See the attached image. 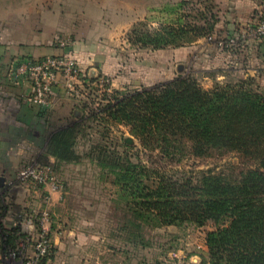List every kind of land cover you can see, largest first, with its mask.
<instances>
[{"label":"trees","instance_id":"trees-1","mask_svg":"<svg viewBox=\"0 0 264 264\" xmlns=\"http://www.w3.org/2000/svg\"><path fill=\"white\" fill-rule=\"evenodd\" d=\"M191 3L179 0L164 10H175L177 18L183 5ZM213 3L203 0L206 9ZM214 13H208L211 21L204 17L202 26L178 20L152 31L134 30L130 39L138 47L152 49L192 44L216 33L219 19ZM109 97L106 106L88 117L104 113L110 125L127 127L132 138L121 139L127 148L134 147V138L143 150L167 164L233 157L219 169L169 173L133 161L129 151L105 150L100 143L98 163L108 167L137 217L153 227L212 223L214 228L205 238L207 253L198 264H264V92L254 78L217 80L204 88L197 78L181 71L169 81L112 91ZM73 115L78 120H67L50 131L43 148L46 161L73 155L77 129L88 120L79 112ZM7 198L0 180V264L25 237L19 224H5L10 209Z\"/></svg>","mask_w":264,"mask_h":264},{"label":"rangeland","instance_id":"rangeland-1","mask_svg":"<svg viewBox=\"0 0 264 264\" xmlns=\"http://www.w3.org/2000/svg\"><path fill=\"white\" fill-rule=\"evenodd\" d=\"M191 1V4L183 5L177 18L175 10H162L161 16L151 10L144 19L137 18L118 40L87 42L88 45L102 50L104 56L94 57L93 66H89L94 67V71L88 73L72 91L66 93L63 104L56 108L55 123L50 126L51 131L55 126L67 123V120H78L73 115L75 111L88 118L77 129L73 155L65 160L48 157L46 161L43 148L50 136V131L46 130L39 136L38 147L27 141L22 143L21 152L16 154L11 169H0V175L3 177L0 180L5 185L11 210L7 217L19 224L25 234L24 239L17 243L16 249L4 257L3 264H20L24 255H28L32 249L31 244L41 229L37 219L43 211L48 213L47 227L64 231L66 244L74 251V256L87 259L89 264H198L201 256L206 255V233L214 228L213 224L208 223L202 227L193 224L153 227L143 223L127 203V199L120 194L108 167L99 165L97 146L101 143L108 151H129L133 153V161L140 160L169 173L219 169L226 162L233 160V157L221 160L185 159L178 164H167L159 156L143 150L134 138L133 148L123 146L122 138H132L128 128L123 125H110L104 120V113L97 117H88L108 104L112 91L127 92L126 90H130L128 86L136 81L154 82V79H148L139 73L156 72L163 79L162 82H166L173 74L174 77L177 76L178 67H182L185 74L197 78L204 88H210L217 80L234 82L249 75L264 92V67L261 72L247 75L245 71L240 70L246 60L250 64L249 58L243 62L237 59L228 61L224 59L226 57L214 53L212 59L206 54L208 52L203 49L202 43L194 52L193 58L192 55L186 56L176 50L190 44L152 49L138 47L132 43L130 36L134 30L152 31L161 26H171L170 24L178 20H181L179 24L202 26L204 17L211 21L209 12L218 14L219 4L216 0L209 10L204 8L203 0ZM225 5L221 6L223 10ZM222 30L216 35L222 33ZM189 36L191 34L187 35ZM207 39V36H203L197 41ZM207 65L209 67H206ZM220 68L224 69L221 73L218 72ZM138 75L145 79H140ZM121 87L124 89H120ZM33 164H47L52 167L57 186L55 192L62 199L60 204L57 203L54 207L50 205L49 186L25 183L18 178L17 174L21 168ZM30 200H35V203L31 204ZM26 214L31 222L21 217ZM27 224L33 226L30 231L25 226Z\"/></svg>","mask_w":264,"mask_h":264},{"label":"crops","instance_id":"crops-1","mask_svg":"<svg viewBox=\"0 0 264 264\" xmlns=\"http://www.w3.org/2000/svg\"><path fill=\"white\" fill-rule=\"evenodd\" d=\"M216 1L219 4L216 33L223 29V32L235 35L239 45L232 49L220 48L207 39L176 50L186 56L192 55L193 58L194 52L202 43L209 58L213 59L214 53L226 57L224 59L228 61L237 59L243 62L249 58L250 64L246 60L240 70L245 71L246 75L261 72L264 67V49L252 35L250 23L259 10H264V0ZM177 2L178 0H0V169H11L16 156L21 152L22 143L27 141L35 147L39 146V136L46 130L50 131V126L55 123L56 108L63 104L66 97L63 86L58 84L54 88L56 96L49 106L29 102V82L15 81L10 75L14 62L26 57L60 54L62 50L53 43L54 38L60 36L68 38L69 50L82 71L88 74L94 70V67H89L93 66L94 57H103L104 53L87 42L116 41L137 18L144 19L151 10L161 16L162 10ZM224 4L223 10L221 6ZM183 70L178 67L177 72ZM139 74L154 79V82L136 81L128 89L153 86L163 80L156 72ZM174 76L175 74L168 79ZM138 77L145 79L139 75ZM1 178L3 177L0 175ZM49 189L51 197L48 200L54 207L62 199L55 190ZM30 202L33 204L35 200ZM10 211L9 209L8 213ZM21 217L31 222L27 214ZM5 224L12 226L15 222L7 217ZM25 226L29 231L33 227L30 224ZM49 236L53 250L44 264H89L87 259L74 256V251L66 244L64 231L50 227ZM31 251L32 249L28 254Z\"/></svg>","mask_w":264,"mask_h":264},{"label":"built area","instance_id":"built-area-1","mask_svg":"<svg viewBox=\"0 0 264 264\" xmlns=\"http://www.w3.org/2000/svg\"><path fill=\"white\" fill-rule=\"evenodd\" d=\"M253 18L250 23L251 33L264 49V10H259ZM208 40H212L220 48L232 49L239 45L238 38L227 32L213 35ZM53 43L62 50L60 54L26 57L17 60L10 72L15 81L29 82L31 92L27 100L33 104L49 106L56 96L55 86L61 84L65 93H69L87 75L82 71L77 59L69 50L68 38L56 36ZM17 175L22 182L45 185L56 190L53 170L49 165L33 164L26 166L21 168ZM37 221L41 225V229L31 244V253L24 255L20 264H39L52 252V243L48 236L49 227H47L48 213L43 211Z\"/></svg>","mask_w":264,"mask_h":264},{"label":"water","instance_id":"water-1","mask_svg":"<svg viewBox=\"0 0 264 264\" xmlns=\"http://www.w3.org/2000/svg\"><path fill=\"white\" fill-rule=\"evenodd\" d=\"M94 71V70H93ZM90 73H92V72H90Z\"/></svg>","mask_w":264,"mask_h":264}]
</instances>
